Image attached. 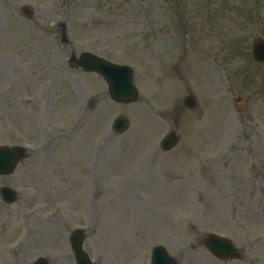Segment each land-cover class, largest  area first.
Masks as SVG:
<instances>
[{
  "label": "rangeland",
  "instance_id": "rangeland-1",
  "mask_svg": "<svg viewBox=\"0 0 264 264\" xmlns=\"http://www.w3.org/2000/svg\"><path fill=\"white\" fill-rule=\"evenodd\" d=\"M24 6L32 7L29 16ZM257 37H264V0H0V87L9 74L30 83L21 92L20 80L8 116L0 114V146L30 149L12 176H0V187L20 193L17 203L0 207V264H32L47 254L53 261L60 248L71 256L62 242L78 227L89 231L100 264H149L157 244L180 264H264V66L252 54ZM83 52L131 64L138 100L116 103L103 78L70 67V54ZM189 93L198 100L194 110L183 102ZM217 108L232 125L224 138L207 129ZM81 113L87 121L76 127ZM119 116L131 122L121 134L112 128ZM37 126L49 145L56 139L46 155L39 154ZM174 129L180 142L165 152L160 142ZM93 173L100 194L84 188ZM103 193L117 198L108 212ZM90 206L96 217L84 214ZM56 207L61 223L49 221ZM208 233L232 239L242 258L215 259L203 243Z\"/></svg>",
  "mask_w": 264,
  "mask_h": 264
},
{
  "label": "bare ground",
  "instance_id": "bare-ground-1",
  "mask_svg": "<svg viewBox=\"0 0 264 264\" xmlns=\"http://www.w3.org/2000/svg\"><path fill=\"white\" fill-rule=\"evenodd\" d=\"M207 64L208 65H210V62H207ZM5 65H8V66H10L11 64L10 63H6ZM201 65L203 66V70H204V72H205V74L207 73V69H206V62H202L201 63ZM11 68H12V66H11ZM10 68V69H11ZM201 68V66L199 67V69ZM200 78L202 79V81H205V82H211L212 80L210 79V78H208V76L207 75H201L200 76ZM16 79L17 80H21V79H27L26 78V76L24 77V76H21V75H19V76H16ZM29 87L27 86V84H23V86L21 87V90H23V91H25V92H28L29 91ZM81 109H83L84 111H85V106H82V108ZM223 108H217L214 112H213V115H212V117L210 116V119H211V121L207 124V129H208V133H209V135L210 136H216V137H219L218 136V132H221V134H220V138H224L225 137V133L227 132V131H229V129H231L232 128V125L231 126H229V119H226V116H224V110H222ZM83 111V112H84ZM86 112H84V114H85ZM87 114V113H86ZM85 114V115H86ZM224 119H226V120H224ZM78 122L76 123V127H78V126H80V125H82V124H85L86 123V116H83L82 115V113L80 114V117L78 116ZM43 124L41 123V126H42ZM33 126H35V125H33ZM33 126H31V129H32V127ZM246 130H248V131H246ZM243 131H246V137H248V139H250V134H253L252 133V131H253V129L251 128V127H249V125L248 124H246L245 126H244V129H243ZM34 132L37 134V137H38V141L40 142L39 143V145H38V150L40 151L39 152V154L41 155L42 153L44 154V155H46V151H47V149H52V148H50V147H52V145H53V142L56 140L55 138H52V137H50L49 139H52V145H49L48 143H47V136H46V133H44L45 132V130H43L41 127H39V126H37L36 127V129L34 130ZM31 133H32V131H31ZM246 139V138H245ZM223 154H221V156H222ZM220 157V156H219ZM97 177H99L98 175H96L95 173H93V178L92 179H89L88 177L87 178H85L84 179V188L86 189V191L88 190L89 192L90 191H94V192H98L99 194L102 192V189L100 188V185H98V184H100L101 183V181H99L100 179L99 178H97ZM42 178H38V179H36L37 181H39V180H41ZM123 184V183H122ZM88 185H90L91 187H88L87 188V186ZM98 189V190H97ZM110 191H112L111 189H110ZM88 194H91V193H88ZM114 195H115V193H114ZM116 196V195H115ZM103 198H106L107 199V201H108V208H107V212H108V210H109V208H110V206L111 207H116V206H114V203L117 201V198L116 199H114V198H112V197H109V196H105L104 195V193H103ZM89 202H92V200H90ZM119 202H122L121 200H119ZM94 203V202H93ZM94 206V205H93ZM93 206H90V209L88 210V214H87V216L89 217V218H93V217H96V215H94L93 213H94V211L91 209V207H93ZM136 206V210H137V208H138V205H135ZM57 219H61V213H59L58 215H57V217H56ZM133 221H136V223H137V226L138 225H140V219L137 217V219H136V216H134V219H133ZM127 227H128V223H127ZM61 256V260H57V262H58V264H70L69 263V259L68 258H70L66 253H62V255H60Z\"/></svg>",
  "mask_w": 264,
  "mask_h": 264
},
{
  "label": "water",
  "instance_id": "water-1",
  "mask_svg": "<svg viewBox=\"0 0 264 264\" xmlns=\"http://www.w3.org/2000/svg\"><path fill=\"white\" fill-rule=\"evenodd\" d=\"M261 47H264V40L263 39L258 40V42H256V44H255L254 54H255L256 60L258 62L261 61L260 60L261 56L259 55V51H260ZM77 63L87 67L88 69H95V70L102 72L105 75L106 79L109 81V83L111 85L112 95L116 99L123 101V100H130V99H133L135 97L136 93H135L134 89H132V87H131V89L126 88L123 91H117L116 88H118V87L116 85H112V80L116 81L117 71L120 70L117 67L113 66L112 64H109L106 61L98 59L92 55L91 56H89V55L83 56L79 61H77ZM130 75H131V73H130ZM127 77H128V74H127ZM130 80H131V77H130ZM117 83L119 84V83H121V81L117 80ZM119 87H120V84H119ZM127 126H128V122L124 118H119L115 123V128L117 131H123L124 129H126ZM170 142H171V140L169 141V143ZM18 156H19V153L14 154L13 150L6 149V148H0V159L1 160H4V161L7 159L11 160V157H12L13 161H14L18 158ZM213 242L215 244L211 243V247H212V250L214 251V253L216 255H218L220 257H224V258L225 257H231L233 255V249L229 248L230 244L227 241H225L223 239H218V238H216V236H213ZM157 253H158L157 255L160 256V259H161V253L159 251ZM153 264H166V263H164V260L163 261L157 260L155 258V261ZM170 264H171V262H170Z\"/></svg>",
  "mask_w": 264,
  "mask_h": 264
}]
</instances>
